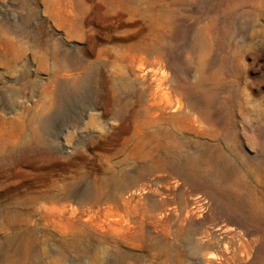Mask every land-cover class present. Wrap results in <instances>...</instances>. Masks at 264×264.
Masks as SVG:
<instances>
[{
	"label": "rangeland",
	"instance_id": "1",
	"mask_svg": "<svg viewBox=\"0 0 264 264\" xmlns=\"http://www.w3.org/2000/svg\"><path fill=\"white\" fill-rule=\"evenodd\" d=\"M0 264H264V0H0Z\"/></svg>",
	"mask_w": 264,
	"mask_h": 264
},
{
	"label": "bare ground",
	"instance_id": "2",
	"mask_svg": "<svg viewBox=\"0 0 264 264\" xmlns=\"http://www.w3.org/2000/svg\"><path fill=\"white\" fill-rule=\"evenodd\" d=\"M16 204V203H15ZM231 230V229H230ZM214 232H216L218 235H221V234H223V232H229V230L227 231V228H216L215 230H214ZM212 233V232H211ZM211 236V235H210Z\"/></svg>",
	"mask_w": 264,
	"mask_h": 264
}]
</instances>
